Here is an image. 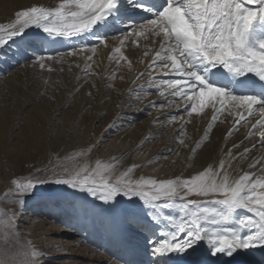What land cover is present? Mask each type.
<instances>
[{
    "label": "snow or ice",
    "instance_id": "6c2138e0",
    "mask_svg": "<svg viewBox=\"0 0 264 264\" xmlns=\"http://www.w3.org/2000/svg\"><path fill=\"white\" fill-rule=\"evenodd\" d=\"M136 9L150 15L138 21H121L122 15ZM109 20L128 25L127 31L120 33L126 37L133 32L144 35L146 31L161 36V50L156 52L149 68L167 69L164 76L176 77L153 82L157 90L166 86L173 89L167 95L190 102L181 116L202 113L210 104L215 108L217 101L220 108L216 112H222L225 103H229L245 109L249 115L253 106L258 105L264 114V0H60L54 8L33 6L17 12L15 22L0 26V32H7L8 39H12L35 27L50 40L74 39L93 34L97 27L107 26ZM95 38L99 43L108 39L100 35ZM6 42L0 36V46ZM86 48L94 53L96 45H80L68 54ZM45 58L53 56L37 59ZM218 68L222 71H213ZM157 106L153 102L147 107ZM212 119L216 120L215 114ZM258 124L264 126V119ZM260 135L264 138V131ZM220 169L223 174L209 168L191 179L157 181L133 179L134 168L116 176L113 165L97 161L94 168L85 164L13 183L20 197L57 202L77 192L103 204L118 202V197L130 201L139 198L151 221L168 222L167 228L146 239L157 264L173 254L180 257L186 254L183 264H219L221 257L232 258L224 264H241L237 257L251 256L255 250L261 254L258 264H264V191H257L264 190V179L253 180V174L245 173L230 182L223 161ZM193 195L214 199H188ZM18 203L22 210L26 200ZM161 210H175L179 216L162 215ZM130 222L138 223L135 213ZM145 224L151 227L147 221ZM203 241H207L206 247L202 246ZM11 259L13 264H39L42 254L20 250Z\"/></svg>",
    "mask_w": 264,
    "mask_h": 264
},
{
    "label": "bare ground",
    "instance_id": "6f19581e",
    "mask_svg": "<svg viewBox=\"0 0 264 264\" xmlns=\"http://www.w3.org/2000/svg\"><path fill=\"white\" fill-rule=\"evenodd\" d=\"M38 2L39 0H0V21L7 19L13 12L36 6ZM248 7L256 8L258 6L248 5ZM149 15L150 14L143 13L142 9H136L129 10L127 15H122L121 19L126 18L125 20L132 22L141 20ZM123 27L124 29H128V25L126 24H124ZM125 31L127 30H119V21L109 20L107 26L97 27L93 34L74 39L50 40L47 36L37 35H30L24 39V42L28 43L26 45L27 49H24L23 53L31 58H34V56L36 58L40 56L47 57L51 53H53V55L58 54V56L68 55L67 57H73L72 59L65 58L64 60V64L70 65V72L68 74L73 75L61 76L66 86L67 98L69 94H74L78 90L79 82H81L80 85L82 89L84 88L82 84L87 86L86 82H88L90 86L101 93L100 98L101 101H103V104L100 105L99 98H97V104H92L86 96H78L79 104H71L70 109H68V104L70 102L67 103V99L63 98V94L56 93L49 96L47 101L49 105L58 107L65 120H78L79 127L86 131H89V129L86 125H83L84 121H93L98 116V120H101L102 123L101 129L103 130V137L114 133L115 143L128 145V148L133 147L132 150L125 152V154L121 156L109 154V152H105V155L102 154L103 156H100V152L97 151V147L99 146L97 141H99V138L93 143H87L85 140L82 141L83 138L79 140H76V138L74 141L71 140L73 142L72 144L69 141H56L53 139L47 144L48 147H46V150L52 152L56 146H59L57 155L60 158L65 155H70L69 159L71 163L69 167L71 170L76 167H82L85 164L90 168H94L96 162L99 161L103 165H113L115 167L116 176L129 168H134L131 174L133 179L144 178V164L138 163L137 152L143 155L149 153L150 157H152V162L150 163H153L158 169L157 171H151L153 173V178L148 177L147 179L150 178L157 181H167L177 178L191 179L209 168L213 169V171L219 170L223 174V170L220 169L221 161L225 164V170L229 175L230 182L238 179L245 173L253 174V180L264 179V147H261L264 138L260 135V133L264 131V126L258 124V121L264 119V114L260 112L259 106H253L251 115H249L245 109L238 107L234 108L229 103H225L222 112H216L215 109L220 108V103L217 101L215 103V108L210 104L204 109L201 116L197 114H193L190 117L187 114L181 116L180 114L183 112L185 105L190 102L182 98L167 95V93L173 91V89L167 88L166 86L161 85L159 90H157V85L153 82L154 80L158 82L161 79L176 77L164 76V72H166L167 69L149 68V65L156 58V52L161 50V36H156L152 32L147 31L144 35H136V32H133L131 36L127 37L120 34ZM136 31H139V29ZM100 32L102 34L105 33V36H107L108 33L117 35L115 37L107 36L108 39L105 43L97 46L93 61H90L92 63L91 77H89V80H86L83 74L87 71V66L90 65L87 57H85L87 54H81L79 50L74 51L71 55L68 53L74 47L78 49L83 41L89 44H96L97 39L95 37L99 35ZM127 39H130V45L125 49L128 57L127 66L122 77L124 82L121 81L117 84V90L114 93L109 92L107 97L109 102L105 103L106 94H108L105 87H109V84H107L109 81H107L106 75L110 77L116 72H118V74L120 73L118 59L119 53L124 47L121 40L125 42ZM5 40L7 42L3 46H0V54H7L8 49L17 54L19 50L13 49L8 45L12 40L7 38H5ZM135 46L140 48L139 51L133 52ZM117 48L120 49L119 52L116 51ZM75 55L77 57H75ZM37 63H39V61ZM213 71H222V69L218 68ZM144 90L158 91V95L149 92L145 95L149 98L139 104L134 96L137 92ZM257 91L259 92L260 90L257 89ZM161 92H163L164 95H161ZM38 93L39 92L34 91L31 99L36 100ZM177 100H179V103L176 102ZM47 102L45 104L48 105ZM153 102L158 106L149 109L147 106ZM159 105H164V107L161 108ZM86 107L87 110H83V108ZM39 113H41V111L37 109V116L26 120V126L28 127L30 135L24 137L25 142L22 147H19L20 152L28 150V146H31V148L35 150H38L40 146V149L43 150L42 146L45 142V134L37 128L38 125L36 124L39 122L38 120H40L38 117ZM214 114L216 115L215 121L212 119ZM241 116H243V119H241ZM108 119L109 121L106 122ZM137 121H141L139 125ZM237 121H239V123H237ZM253 125H256V127L254 128ZM120 126H122V128H120ZM210 130L219 133L221 135L220 140L205 144L201 142L198 143L201 139L200 137L205 136L206 132ZM184 136L190 138L189 147L183 140ZM60 137L59 135V138ZM186 147L192 150V152H196L198 157L193 158V156H189L188 153L184 155ZM135 150L137 152H135ZM230 152L231 155H229ZM162 155H170V157L165 161H160L159 158H161ZM176 157L186 159L185 172L187 174L185 177H175V173L178 170L176 168ZM159 167H162V169ZM166 176L170 177L162 179ZM257 191L260 192L264 190L257 189ZM82 196L85 197L86 200H90L86 194L82 193ZM207 198L210 199V197ZM134 199L137 200L139 198ZM102 205L103 211L101 215L103 223H101L100 227L98 225L92 227V224H90L91 220H89L86 226H82L81 223L79 225L78 221L73 223L76 224L73 226L76 232L81 230L87 232V240L83 238L84 241L81 240L80 242L81 244L88 242V245L92 247L90 251L94 253L93 260L96 261L95 264L150 263L152 261V255H150L148 250L149 246L146 241L142 240H146L148 236L155 235L161 229L167 228L168 222L161 219L160 222L157 223L151 221V217H147L145 214L136 213L132 210L126 211L123 218L129 221L132 227L140 228L137 232L139 234L138 236H140V240L139 242L133 243L131 240L132 237H125L122 231L121 227L123 226H121L120 222L122 217L120 216V218L118 216V210L115 206L116 203H102ZM88 207L90 206L88 205ZM54 209L55 205L53 201H48L42 205L26 209L24 213L20 214V217L25 216L24 218L26 219V217L30 218V216L34 214L42 216V218L44 217L47 221L46 217L53 213ZM71 211V209L66 208L60 210L59 219L56 221L63 222L67 220L70 214L69 212ZM146 211H148V209ZM238 211L248 215L246 210ZM161 212L162 215L170 214L175 216L174 212H168L167 214L163 211ZM88 213V219H90L91 216H95L93 210ZM132 213H135L138 217L137 224L130 222ZM45 219L44 221L36 220L31 222V220H29L25 222L27 226L29 225V227L25 226V229L39 231L43 229ZM78 220L81 221L82 219L79 218ZM145 221L151 225L150 228L145 224ZM100 228L103 230L100 231ZM101 241H104L105 248L107 249L103 255L97 254L94 251V248L99 246ZM72 246L76 247L78 243ZM31 248L35 250L33 246ZM8 254V246L0 244V256L5 259V255ZM252 254V259L243 260L241 264H258L261 260L260 251L255 250ZM174 256L176 255H172L171 258L161 259L158 264H183L186 254L185 257H179V260L175 259ZM154 259L156 260V258Z\"/></svg>",
    "mask_w": 264,
    "mask_h": 264
},
{
    "label": "rangeland",
    "instance_id": "374dc122",
    "mask_svg": "<svg viewBox=\"0 0 264 264\" xmlns=\"http://www.w3.org/2000/svg\"><path fill=\"white\" fill-rule=\"evenodd\" d=\"M59 2L60 0H39L36 6L54 8L59 4ZM17 12H13L12 15L7 17V19L1 20L0 26H7L14 23ZM125 19L126 18H122L121 21ZM123 26L124 23L119 22V30H127V28L124 29ZM30 35L47 36L41 30L36 29L35 27H30L25 30V34L12 38L11 40L14 42L8 44L11 48L19 50L17 54L12 52L10 49L7 50V54H0V244H4V246H8L9 248V254L5 255V259L0 256V264H13L11 258L15 253L20 250L31 251L32 246L36 251H39L42 254V259L39 261V264H95L96 261L93 260L94 253L90 251L92 247L88 245V242L85 244H81L80 242L83 238L87 240V232H84V230L76 232V229L73 228L76 224L73 223L78 221L79 225L81 223L82 226H86L89 220H91L90 224H92V227H94V225H98L100 227L101 223H103L101 215V212L103 211L102 203L89 196L90 200H86V198L82 196V193L79 192H77L74 196L61 197L58 202L27 196L20 197L18 195L19 190L16 188L13 181L23 183L27 179L34 176H51L53 172L60 173L63 172L65 168L71 170L69 167L71 163L69 159L70 155H65L60 158L57 155L59 146H56L52 152L46 150V147H48L47 144L53 139L56 141H69L72 144V141L76 138V140L83 138L82 141L85 140L87 143H93L99 138V141H97L99 143L97 151L100 152V156L105 155V152L121 156L124 155L125 152L132 150L133 147L128 148V145L115 143L114 133L103 137V130L101 129L102 123L101 120H98V116L93 121H84L83 125H86L89 129V131H86L79 127L78 120H65L58 107L49 105L47 102L49 96L56 93L63 94V98L67 99V103L70 102L68 104V109H70L71 104H79L78 96H86L92 104H97V98H99L100 105L103 104V101H101L100 98L101 93H99L98 90H95L94 87L90 86L88 82H86L87 86L82 84L84 86L83 89L80 85L81 82H79L78 90L74 94H69L67 98L66 86L63 79H61V76L73 75L68 74L70 72V65L64 64L65 58L72 59L73 57H67L68 55L58 56V54L53 55V53L50 54L53 56L52 59H37L38 57L36 58L35 56L34 58L26 56L23 51L24 49H27L26 45L28 42L25 43L24 39ZM99 35L105 36V33L102 34L100 32ZM116 35L111 33L107 34L109 37H115ZM0 36L8 39L7 32H0ZM121 41L123 42L124 47L120 51L118 59L120 73L118 74V72H116L110 77L106 75V79L109 81L107 83L109 84V87H105L106 92L108 93L106 94L105 103L109 102V99H107L109 92L114 93L117 90V84L121 81L124 82L122 77L127 66L128 57L125 49L130 45V39H127L125 42L123 40ZM104 43L96 41V44H89L86 41H83L81 45H96L97 48V46L103 45ZM134 48L135 50L133 52H137L140 49L137 46ZM73 53L74 52L71 54ZM81 54H87L85 57H87L88 62L93 61L95 56V53L91 51V48H86L81 51ZM89 56L92 57L91 60L88 59ZM75 57L77 56L75 55ZM38 61L39 63H37ZM41 64L44 65L43 68H41ZM87 67V71L83 75L86 80H89V77H91L92 63L90 62V65ZM34 91L39 92L36 100L31 99ZM149 92H151V94L158 95V91L144 90L137 92L134 97L136 101L141 104L149 98L145 96ZM45 101L48 105L45 104ZM37 109L41 111V113L38 114L40 120L36 123L38 125L37 128L45 134V142L42 146L43 150L40 149V146L38 150H35L34 148L32 149L31 146H28V150L20 152L19 147L23 146V143L25 142L24 137L30 135L28 127L26 126V120L33 117L35 118L37 116ZM83 110H87V107L83 108ZM202 113L193 114L201 116ZM108 121L109 119L106 120V122ZM140 122L137 124L139 125ZM120 128H122V126H120ZM217 134L219 133L210 130L206 132L205 136L200 137L201 139L198 143L201 142L202 144H205L208 142H217L221 138V135ZM59 135L61 136L60 138ZM183 140L189 147L190 138L184 136ZM188 147H186L184 155L188 153V155L193 156V158L198 157V154L189 150ZM136 150L135 152H137ZM137 154L138 163L144 164V178H153V173L151 171H157L158 169L153 165V163H150L152 162V157H150L149 153H145V155H143L142 153L137 152ZM169 157L170 155H162L159 160L165 161ZM185 161V158L176 157V168L178 170L175 173V177H185L187 174L185 172ZM159 168L162 169V167ZM169 177L166 176L162 179H167ZM48 191L53 190L49 189ZM66 191L71 190L66 189ZM21 199L26 200L22 210L21 205L18 203ZM117 199L118 202H115V206L118 210V216L122 217H120V222L121 226H123L121 228L125 237L131 236L133 243L139 242L140 236H138L139 234L137 232L140 228L132 227L129 221H126L123 217L124 213L129 210L136 213L146 214L147 208L145 209L143 202L139 199H134V201H130L125 197H118ZM188 199L211 200L214 198L210 197L209 199L193 195L189 196ZM48 201H53L55 209L53 213L46 217L47 221L44 217L42 218V216L34 214H32L30 218L26 217V219L24 218L25 216L20 217V214L24 213L26 209L42 205ZM88 205L90 207H88ZM64 208L71 209L72 211L69 212L70 214L68 215L67 220L57 222L56 220L59 219L60 216L59 212ZM90 208L95 213V216H91L90 219H88V212L91 211ZM161 211L165 212V214L168 212H174L175 216H179V213L175 210ZM248 215L251 216L252 214L248 213ZM79 218L82 220H78ZM44 219L45 222L43 229L39 231L25 229V226H27L25 222H28L29 220H31V222L36 220L44 221ZM27 227H29V225ZM99 230L102 231L103 229L100 228ZM142 241L146 240L143 239ZM75 243H78V246H72ZM201 243L202 246L206 247L207 241H203ZM105 247L104 241H101L99 246L94 248V251L97 254L103 255L105 250H107ZM174 257L179 260L180 256ZM252 258L253 254L251 256L241 255L237 257V260L243 262V260H250ZM151 259L152 261L148 264H157V260H155L152 256ZM215 259L217 258L210 257V260ZM226 259L230 260L232 258L221 257L219 263L224 264Z\"/></svg>",
    "mask_w": 264,
    "mask_h": 264
}]
</instances>
